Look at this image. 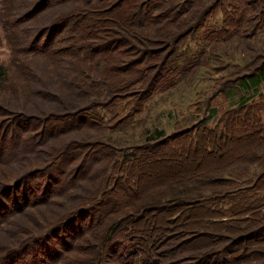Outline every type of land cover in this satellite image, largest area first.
I'll return each instance as SVG.
<instances>
[{"label": "rangeland", "instance_id": "374dc122", "mask_svg": "<svg viewBox=\"0 0 264 264\" xmlns=\"http://www.w3.org/2000/svg\"><path fill=\"white\" fill-rule=\"evenodd\" d=\"M42 1L0 0V20L23 39L67 16L66 38L91 50L68 52L65 40L60 57L14 59L0 21L1 120L34 119L28 131L4 125L0 158H13L0 183L25 181L0 196V240L20 247L48 232L34 264H264V205L241 207L252 186L264 195V82L239 87L264 60V0H50L40 15ZM79 68L101 107L71 124L76 104L63 100ZM43 90L60 95L57 121H42L41 105L54 106Z\"/></svg>", "mask_w": 264, "mask_h": 264}, {"label": "trees", "instance_id": "16d2710c", "mask_svg": "<svg viewBox=\"0 0 264 264\" xmlns=\"http://www.w3.org/2000/svg\"><path fill=\"white\" fill-rule=\"evenodd\" d=\"M89 1V0H87ZM92 1H96V0H92ZM85 2V0H83V3ZM50 0H43L40 5L38 7L35 8V13L38 12V14H42L44 13L47 9L40 11L41 6H43L44 4H49ZM3 10V9H2ZM2 10H0L2 12ZM144 13V12H143ZM140 14V13H139ZM92 15L93 17L98 20L97 16H96V11L93 10L92 11ZM100 17V16H99ZM103 20L104 17L102 16ZM1 21V20H0ZM70 21L68 19V17H64V16H59V18H56L55 20H53L50 24H48L47 26H45L44 28H42V30L40 32H37V34H39L38 38L37 35L36 36H32L31 33H21L22 34V38H17L16 35H14L13 33L15 32V25L14 19L13 18H8L4 24L3 19L1 21L2 23V28L3 30H7L8 33H10V31H12L11 35H9L8 37L11 38V42H9L7 44L11 55L13 54V57L15 59V57H19V56H25V55H35L37 51H39V49L41 50H45V52L49 53V54H54V55H60L63 53L64 51L59 48V45L61 43H63L65 40H67L68 42H70V46H67L63 49H66V51H70V52H75L77 54L81 53L84 55H88V53L90 52L91 48L88 47H78L77 43V38H66V34H67V29L70 25ZM76 22V21H75ZM74 22V23H75ZM12 29V30H11ZM55 33V34H54ZM59 34V35H58ZM53 35V38L48 40L47 42V36ZM57 35V36H56ZM66 35V36H65ZM45 37V42L42 43V48H37L38 43H40L41 39ZM56 37L55 43H54V39ZM61 37V38H60ZM13 39V41H12ZM15 39V40H14ZM106 42H102L99 45H103ZM22 46L25 49L22 48ZM28 46L30 48H28ZM54 46H58L57 48ZM94 47L98 48V45H95ZM105 46L101 47L104 48ZM28 48V49H27ZM104 51L106 50H100L98 53H105ZM84 71V68H79V71H77L79 73V75L76 77V82L74 84V86L72 87V92H71V97L68 96L67 98L66 95H63V98H65L63 100V102H74L76 106L72 107V113L68 114V118L71 120L70 123H84L86 121V119H84V115H86L87 113L91 112V111H95L97 110L99 107H101L99 102H95V101H88V99L90 98L89 94L85 93V89H86V82H88L89 80L87 78H85L84 73H82ZM7 70L0 66V91L3 92L4 89H7L6 83H7ZM264 82V60L262 61V63L260 64V68L257 69L256 73L250 75L249 78L247 77H242L239 83V87L241 88V91L243 93H251L254 90H257L258 87ZM48 91L43 90L42 92H38L41 93L39 94V99L41 100H45V101H51L52 104H54V106H46L44 104L41 105V107L38 109V112H41V114H44L42 118V121L44 123H47V119H54L53 116H51V114H55V115H59L57 114L59 111V107H57V105L59 104V100L60 95L53 93V92H49L52 94L47 93ZM85 96H88V98ZM78 99V100H76ZM253 99V98H250ZM247 101V100H246ZM246 108V107H245ZM248 110V109H247ZM250 110V109H249ZM261 111V110H260ZM5 114V111L2 110V108L0 107V150L5 149V147L8 145V142L6 140V135L5 131H3V129H5L4 125L8 124L10 122H6L1 120V117ZM52 117V118H50ZM40 119V118H39ZM55 121L59 120V119H54ZM16 122L14 124H11V127H14V129H16L15 127H17V129H24L25 131H28L30 128H32V125L34 124V119H23L20 118L18 120H15ZM33 121V122H32ZM36 121V120H35ZM7 125V126H8ZM6 126V127H7ZM10 127V126H9ZM54 129L51 130L53 133L51 134V136L49 137H54L56 135L57 132L56 131V127H53ZM4 133H3V132ZM24 133V132H23ZM44 133L45 130H44ZM161 135V134H159ZM22 136L19 137L18 136V141H17V146L15 148H18L22 145L23 141H22ZM48 142V135L44 137V135L42 136V138H40L39 140V144L37 145L38 148H42L43 146H45ZM31 148V146L29 148H27L26 146V151H32L29 150ZM25 152H20L17 156H22L24 155ZM9 155V154H7ZM1 156V155H0ZM13 157H8L7 161H6V154L0 158V165H5L6 163H11V159ZM16 160V159H15ZM58 165V163H57ZM19 181V182H18ZM25 181V179L22 180V178H20L19 180H15L10 184H2L0 183V196H9L11 195L10 193H12V191H15V188L17 187H13V184H23ZM12 187V189H11ZM23 186L20 185L18 186V191H17V195L19 194V191L21 190ZM252 190L249 191L250 195H251V201L250 202H245L243 203V205L241 206L242 209L244 211L250 212L253 209H257L260 208L261 205H264V195H260V191H261V187L258 186V184L256 186H252ZM9 194V195H8ZM18 200H21V202H23L22 199L17 198V202ZM158 208L160 209V211L162 209L167 208L168 210H170L168 208V206L165 205H160L158 206ZM232 209H234V207H232ZM24 210V208L20 209V212H22ZM142 210H144V208L141 209V213L143 212ZM154 210V209H153ZM167 210V211H168ZM141 213L139 214V216L134 217L135 221H140V217H141ZM78 215H82V212L78 211L77 213L72 214L69 219L64 222H60L56 225V228L53 229L54 234H56L55 231H61L66 229L68 226L72 225L73 223H77L78 222ZM10 216V215H9ZM77 216V217H76ZM89 216V215H88ZM87 216V217H88ZM76 217V218H75ZM143 218V217H142ZM6 218H3V220ZM118 225V224H116ZM115 227V226H113ZM112 227V228H113ZM25 228H28L26 225H22L21 226V230L23 232H25ZM114 229V228H113ZM20 231V230H19ZM112 232H107L105 235V240L104 242L99 246V250L101 252H103L104 248H105V243L108 241L107 239L111 236ZM48 232L43 234L42 236L36 237V238H29L28 240L26 239L25 243L23 245H21L20 247H12L9 242L7 240H0V264H34L36 262V258L39 257V253L37 250V245H42L43 240H45L48 237ZM106 241V242H105ZM30 256L31 258L28 261H24V257L25 256Z\"/></svg>", "mask_w": 264, "mask_h": 264}]
</instances>
